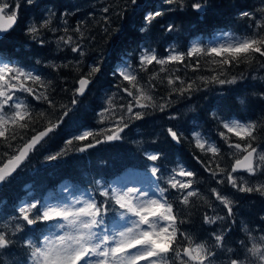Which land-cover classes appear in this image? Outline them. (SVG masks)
I'll list each match as a JSON object with an SVG mask.
<instances>
[{
    "label": "trees",
    "instance_id": "16d2710c",
    "mask_svg": "<svg viewBox=\"0 0 264 264\" xmlns=\"http://www.w3.org/2000/svg\"><path fill=\"white\" fill-rule=\"evenodd\" d=\"M15 2L21 4L18 23L6 35V39L0 40V55L51 81L50 98L57 105L69 106L71 111L68 116L63 117V123L29 155L10 183L0 188V225L8 224L9 229H12L17 223H23L18 219L19 209L22 204L26 206L30 201L38 204L61 202L88 194L101 201L104 198L99 195V188L111 187L116 181H123L125 178L135 182L137 187L151 192L150 189L156 183L160 187H166V181L173 170L183 165L196 173L194 188L203 199L190 198L191 204L185 208L176 202L178 193L175 190H169L166 196L174 202L178 214L186 216L188 222L180 227L190 233L194 240L211 245L213 230L224 233L225 245L233 252L220 255L217 264H227L229 256L243 254L245 249L241 242L250 245L251 236H264V197L256 192H237L227 181L217 184L216 180L221 177L213 179L203 166L212 161V154L201 152L195 147L194 141L196 134L214 141L221 149V157L217 158L221 167L230 169L234 162L230 155L233 150L219 137V133L223 131L220 120L229 117L243 121L264 120V66L256 61L250 65L240 63L231 68L225 66L228 74L236 76L238 82L224 86L201 84L198 79L210 77L215 74L214 69H218V65L207 62L211 57L200 56L199 68L196 70L185 68L179 63L168 64L165 67L169 70L179 69L175 75L182 77L186 83L196 79L197 85L203 90L193 92L191 96L187 93L184 96L173 95L172 103L164 112L134 108V111H146L147 114L143 119L129 123V127L121 133V141L100 144L79 152L76 149L91 143L92 137L84 141L74 139L84 130L112 128L119 116L124 114L126 104L131 101V97L122 91L124 87L130 86L119 75L125 65L127 70H135L140 83L145 85L151 75L159 71L160 66L155 63L148 67L147 72L140 70L139 57L144 51L151 49L162 57L172 48L186 51L195 42L206 47L207 39L217 33L247 35L255 22L242 17L240 13L252 12L259 19L264 0H208L209 9L202 18L191 8L192 0H188L183 11L179 10L177 4L168 5L165 0H136L135 4L131 0H35L30 6L22 0ZM106 7L109 9L107 13L104 12ZM156 11L163 15L148 23L145 18ZM48 18H51L50 27L55 31L41 28L38 34V39L44 41L41 45L27 34V29L31 24L39 28ZM169 25L172 26V31L167 30ZM77 26L81 27L84 39H79V33L73 31ZM106 27L108 32H105ZM64 28L68 29L67 34L63 31ZM113 29H118V32L113 33ZM65 35H71L83 46V57L71 52L65 45L58 47V38ZM196 59H186L185 64L191 65ZM216 59L219 60L220 57ZM258 59L264 61V58ZM77 61H80L79 70L75 67ZM98 61L101 72L89 77L92 83L86 94L82 98L77 97L78 104L71 105L72 91L78 86L76 80L87 74L90 66ZM64 64L69 66L58 70L50 66ZM166 75L168 73H160L161 78ZM241 76L243 79H240ZM151 83L156 86L154 95L157 98L168 96L170 88L166 80H152ZM117 85L121 87L118 88ZM176 86L179 87V81ZM110 100L114 111L107 110ZM27 102L34 111L49 113L53 120L64 111L59 107L53 111L46 103L36 101L31 96L27 97ZM102 112L105 113L103 123L100 122ZM170 115H175L176 119H169ZM43 124L44 121L41 120L34 127L40 130ZM169 127L181 135L179 144L168 136L166 129ZM32 134L31 130L27 131L28 136ZM102 138V135L96 136V139ZM68 139L73 140L71 145L66 143ZM231 139L236 141L234 136ZM15 143L19 144L21 141L17 140ZM257 143L264 148V127L258 133ZM65 148L68 151L59 159H47L49 155L58 154ZM153 152L160 154L157 161L147 159V154ZM197 158L203 164L198 163ZM153 166L159 168L156 176L151 174ZM212 167L215 168L214 163ZM233 175L242 176L251 184L264 181V176L249 177L247 173ZM212 188L235 201V216L218 220L215 224H205V213L209 216H225V209L211 193ZM113 218L110 213L109 219ZM47 227L45 224L28 226L13 236L16 243L8 253L0 255V264H22L26 240L46 235Z\"/></svg>",
    "mask_w": 264,
    "mask_h": 264
},
{
    "label": "snow or ice",
    "instance_id": "6c2138e0",
    "mask_svg": "<svg viewBox=\"0 0 264 264\" xmlns=\"http://www.w3.org/2000/svg\"><path fill=\"white\" fill-rule=\"evenodd\" d=\"M22 2L30 6L35 0H22ZM131 3L135 4L136 0H131ZM165 3L177 4L179 10L183 11L188 5V0H165ZM20 6L21 4L16 3L15 0H0V39H6L5 34L17 24ZM190 6L200 14L201 18L209 9L208 0H192ZM108 11L107 7L104 8L105 13ZM161 15L162 12L156 11L145 19L150 23ZM240 15L255 22L247 35L221 33L220 40L211 46L201 47L196 44L186 51H176L172 48L162 57L154 50L144 51L139 57L141 71L147 72L148 67L153 63L160 66L159 71L151 75L147 85L141 84L137 72L127 70L125 65V69L120 70L119 75L130 86L124 87L122 91L131 97V101L126 104L124 114L119 116L112 128L84 130L77 134L75 140L84 141L92 137V142L79 147L76 151L85 152L100 144L123 140L121 133L125 132L129 123L143 119L147 114L146 111H134V108L164 112L172 103L173 95L184 96L187 93L191 96L193 92L203 90L197 85L196 79L186 83L182 77L175 75L179 69L169 70L165 67L168 64L179 63L185 68L191 67L192 70H196L199 68L200 56L211 57L207 62L218 65V69H214V75L198 79L201 84L220 86L234 85L238 82L236 76L228 74L225 66L231 68L233 65L239 66L240 63L250 65L253 61L264 66V61L258 59V57L264 58V8L260 9L259 19L248 11H243ZM105 23L107 24V21ZM51 24V18L44 20L39 28L31 24L27 34L43 45L44 41L38 39V34L41 28L55 31L50 27ZM167 30L172 31V26L169 25ZM63 31L67 34L68 29L64 28ZM73 31L79 33V39H84L81 27L77 26ZM112 31L116 33L118 29ZM105 32H108L107 27ZM61 44L69 47L71 52L77 53L80 57L85 55L83 46L71 35L60 36L57 40L58 47ZM193 57L197 58L193 64H185L186 59L191 60ZM216 57L220 59L217 60ZM79 63L80 61H77L75 65L77 70ZM50 66L58 70L69 65ZM100 72L101 66L98 61L90 66L87 74L76 80L78 86L72 91L71 105L78 104L77 97L85 95L88 86L92 83L89 77ZM161 72L168 75L161 78ZM240 79H243V76ZM152 80L161 82L166 80L170 88L167 97L157 98L154 95L156 86L151 83ZM177 81L179 87L176 86ZM50 86L51 81L46 80L41 74L19 66L13 60L0 55V186L10 183L29 155L63 123V117L68 116L71 111L69 106L57 105L50 98ZM117 87L121 86L117 85ZM17 93L26 95L19 96ZM28 96L46 103L53 111L57 107L64 111L53 120L45 111H34L32 105L27 102ZM107 110L114 111L111 100L108 101ZM100 116V122L103 123L105 113H100ZM169 119H176V116L170 115ZM41 120L44 124L40 130H37L34 125ZM220 125L223 131L219 133V137L229 149L233 150L230 155L234 162L230 169L221 167L217 159L221 157L220 147L214 141L196 134L195 147L205 154H212V161L203 165L205 171L209 172L213 179L221 177L216 180L217 184H224L227 181L237 192L249 194L256 192L264 197V181L251 184L242 176L233 175L244 172L249 177L264 176V148L257 143L258 133L264 127V120L243 121L229 117L220 120ZM28 130L33 133L31 136L27 135ZM166 132L172 141L177 144L181 142V135L172 127L167 128ZM98 135H102L103 138L96 139ZM232 136L236 137V141L231 139ZM17 140L21 143L16 144ZM66 143L71 145L73 140L68 139ZM67 151L68 149L65 148L58 154L49 155L47 159L55 161ZM159 158L158 152L147 154V159L151 161H157ZM197 162L203 164L199 158ZM212 163L215 164V168L212 167ZM158 172L159 168L153 166L151 174L156 176ZM178 177L186 179L182 180ZM195 179L196 173L193 170L180 165L167 179L166 187H160L156 183L151 192L134 186L123 188L111 186L98 189L99 195L104 198L101 201L88 194L87 198L77 197L65 203L38 204L30 201L26 206L22 204L18 219L23 223H17L12 229H9L8 224L0 225V255L8 253L13 247L16 241L12 237L17 233L24 231L28 226L45 224L48 226L46 235L34 240H26L24 244L26 252L22 264H217L220 255L233 252L225 245L224 233L213 230L211 245L194 240L190 233L180 227L188 222L186 216H180L178 210L174 208V202L166 196L169 190H175L178 193L176 202L185 208L190 206V198L203 199L200 192L194 188ZM211 193L225 209V216H209L205 213L203 222L215 224L226 217H234L235 201L216 188H212ZM110 213L113 214V219H109ZM241 243L245 249L244 253L229 256L227 264H264V236L258 238L251 236L250 245Z\"/></svg>",
    "mask_w": 264,
    "mask_h": 264
},
{
    "label": "rangeland",
    "instance_id": "374dc122",
    "mask_svg": "<svg viewBox=\"0 0 264 264\" xmlns=\"http://www.w3.org/2000/svg\"><path fill=\"white\" fill-rule=\"evenodd\" d=\"M9 11H11V9H9ZM221 33H228V32H221ZM221 33H217V34H215L212 38H210V39H207V44H208V46H211L212 44H214V43H216L217 41H219L220 40V38H221V36H220V34ZM196 44H199V42H195L194 44H192V46H194V45H196ZM200 45V44H199ZM114 186H119V187H137V184L135 183V182H131V181H129L128 179H123V181H116L115 183H114ZM139 188V187H138ZM141 190H143L142 188H140ZM145 191H146V189H145ZM77 197H80V198H87L86 196H84V195H79V196H76V197H71L70 199H69V201L71 200V199H75V198H77ZM65 202H68V201H61V202H52V203H65Z\"/></svg>",
    "mask_w": 264,
    "mask_h": 264
},
{
    "label": "water",
    "instance_id": "95a60500",
    "mask_svg": "<svg viewBox=\"0 0 264 264\" xmlns=\"http://www.w3.org/2000/svg\"><path fill=\"white\" fill-rule=\"evenodd\" d=\"M17 23H18V22H17ZM16 25H17V24H16ZM16 25H15V27H16ZM15 27H14V28H15ZM14 28H13V29H14ZM13 29H12V30H13ZM12 30H11V31H12ZM11 31H10V32H11ZM10 32H9V33H10ZM9 33H7V34H9ZM7 34H5V35H7ZM0 40H1V39H0ZM89 86H90V85H89ZM89 86H88V88H89ZM88 88H87V90H88ZM87 90H86V92H87ZM86 92H85V94H86ZM82 97H83V96H82ZM82 97H80V98H82ZM46 138H47V137H46ZM46 138H45V139H46ZM42 142H43V141H42ZM42 142H41V143H42ZM242 173H244V172H238L237 174H242ZM14 175H15V174H14ZM1 187H2V186H0V188H1Z\"/></svg>",
    "mask_w": 264,
    "mask_h": 264
},
{
    "label": "bare ground",
    "instance_id": "6f19581e",
    "mask_svg": "<svg viewBox=\"0 0 264 264\" xmlns=\"http://www.w3.org/2000/svg\"><path fill=\"white\" fill-rule=\"evenodd\" d=\"M90 86H91V85H90ZM90 86H89V87H90Z\"/></svg>",
    "mask_w": 264,
    "mask_h": 264
}]
</instances>
